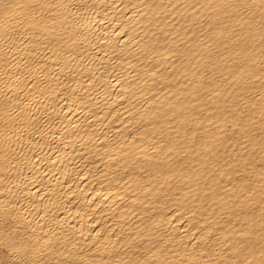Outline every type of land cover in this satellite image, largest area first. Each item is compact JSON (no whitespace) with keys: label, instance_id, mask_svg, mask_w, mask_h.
Here are the masks:
<instances>
[{"label":"bare ground","instance_id":"obj_1","mask_svg":"<svg viewBox=\"0 0 264 264\" xmlns=\"http://www.w3.org/2000/svg\"><path fill=\"white\" fill-rule=\"evenodd\" d=\"M0 264H264V0H0Z\"/></svg>","mask_w":264,"mask_h":264}]
</instances>
